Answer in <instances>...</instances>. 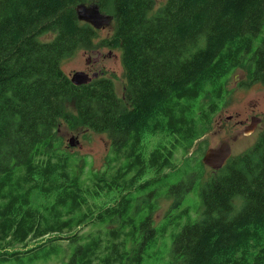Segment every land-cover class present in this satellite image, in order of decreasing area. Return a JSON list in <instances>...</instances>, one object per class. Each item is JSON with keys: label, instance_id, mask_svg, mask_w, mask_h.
Listing matches in <instances>:
<instances>
[{"label": "trees", "instance_id": "obj_1", "mask_svg": "<svg viewBox=\"0 0 264 264\" xmlns=\"http://www.w3.org/2000/svg\"><path fill=\"white\" fill-rule=\"evenodd\" d=\"M157 2L0 0V264L46 260L56 252L47 244L62 241L76 244L65 264H143L184 216L172 233L179 264H264V131L203 182L200 218L190 205L174 213L199 181L193 172L170 186L164 222L153 220L158 185L175 170L176 151L208 131L229 76L247 64L251 81L264 83V0H166L155 10ZM81 3L112 13L111 36L96 42ZM101 47L122 51L126 103L112 79L76 85L63 68L78 49ZM62 120L108 134L109 172L80 182L70 156L56 151ZM35 192L47 202L34 203Z\"/></svg>", "mask_w": 264, "mask_h": 264}, {"label": "rangeland", "instance_id": "obj_2", "mask_svg": "<svg viewBox=\"0 0 264 264\" xmlns=\"http://www.w3.org/2000/svg\"><path fill=\"white\" fill-rule=\"evenodd\" d=\"M166 0H158L155 10L162 6ZM112 15V13H107ZM115 22H111L104 30H99L96 42L111 36L114 31ZM51 33L39 36L40 40H51ZM258 45V40L254 47ZM251 55V54H249ZM248 55V56H249ZM97 53H91L84 49H78L76 53L63 61L64 70L71 76L76 71H88L93 79L96 77H107L113 80L115 89L119 98L124 100L125 88L128 83L126 69L122 60V51L120 48H104L100 58ZM98 72L97 76L92 73ZM249 66L243 65L236 69L226 80L225 100L221 104L220 111L213 117L212 123L204 136L195 141L187 148H179L173 159L175 170H167L171 175L170 178L158 185L159 197L154 201L156 210L153 215L154 226L159 227L163 222L165 215L171 210L175 201L173 195L168 194L170 186L180 181H187L191 173L199 174V181L196 182L195 188L185 195L180 207L174 211L179 213L180 210L187 206H192V219H198L203 212V205L200 198V190L203 182L208 180L215 171L203 162V157L209 148L220 146L223 142H228L232 148L231 158L247 151L261 137L264 131V83H252ZM205 101V100H203ZM69 111L74 113L77 118V111L73 101L69 103ZM251 114H257L261 117L260 124L254 132L248 135L244 133L245 126L239 124L242 120L244 124H250ZM232 116V118H230ZM74 138L76 145L71 146L70 140ZM158 138H153L148 142V148L152 149ZM56 151L70 156L72 161L73 172L80 182L84 185L91 183L92 179L99 172H109L112 164L107 160L111 156V142L107 133L96 132L79 124L73 130L62 120L56 135ZM34 203L42 204L47 202L38 192L34 194ZM139 208L146 207L144 198L138 200ZM236 213L242 206L243 200L238 197L234 202ZM139 218L140 215H136ZM188 222L187 216L180 219L179 225L169 228L166 235L159 237L156 244L151 246L143 264H179L173 254V232H178ZM92 230L91 227H85L84 232ZM35 241L30 242L34 246ZM55 247L51 257L46 260H39L35 264H65L72 255L76 244H70L68 241L62 243H49L44 248L45 251ZM19 249H23L20 247Z\"/></svg>", "mask_w": 264, "mask_h": 264}, {"label": "water", "instance_id": "obj_3", "mask_svg": "<svg viewBox=\"0 0 264 264\" xmlns=\"http://www.w3.org/2000/svg\"><path fill=\"white\" fill-rule=\"evenodd\" d=\"M76 11L81 21L90 23L96 29H102L109 26L114 18L113 15L102 12L100 7L94 3H81L77 5ZM94 76H97V74ZM71 79L74 84L81 85L90 82L93 79V76L87 71H76L74 74H71ZM230 118H232V116H230ZM260 121V118L254 117L251 124L245 127L244 133L248 135L249 133L254 132ZM70 145H76L74 138L70 140ZM231 156V145L228 142H223L218 147L209 148L203 157V162L216 172L226 165Z\"/></svg>", "mask_w": 264, "mask_h": 264}, {"label": "flooded vegetation", "instance_id": "obj_4", "mask_svg": "<svg viewBox=\"0 0 264 264\" xmlns=\"http://www.w3.org/2000/svg\"><path fill=\"white\" fill-rule=\"evenodd\" d=\"M107 27H105V28H102V29H99V30H104V29H106ZM104 48H107V47H101V48H94V49H90V50H87V52H91V53H97L98 54V57L97 58H100V56H101V54H102V49H104ZM88 72V71H87ZM89 74H91L90 72H88ZM93 74H98V72H94V73H92V75ZM257 82V81H256ZM256 82H253L252 81V83H256ZM254 117H258V118H260L261 119V117L260 116H258L257 114H251L250 115V119H251V122H252V119L254 118ZM239 122V124H241V125H243V126H247V125H249L248 123L247 124H244V122L242 121V120H240V121H238ZM251 122H250V124H251ZM259 124H260V122H259ZM258 124V125H259Z\"/></svg>", "mask_w": 264, "mask_h": 264}]
</instances>
